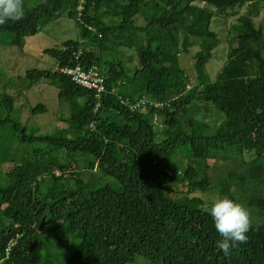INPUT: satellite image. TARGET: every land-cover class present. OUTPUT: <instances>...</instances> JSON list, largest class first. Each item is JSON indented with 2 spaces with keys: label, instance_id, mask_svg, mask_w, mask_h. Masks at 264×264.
<instances>
[{
  "label": "trees",
  "instance_id": "16d2710c",
  "mask_svg": "<svg viewBox=\"0 0 264 264\" xmlns=\"http://www.w3.org/2000/svg\"><path fill=\"white\" fill-rule=\"evenodd\" d=\"M23 6L21 20L0 24V41L22 47L64 14L80 38L45 49L52 68L22 78L83 104L65 129L34 135L9 116L23 90L0 84V264H264V0ZM216 15L233 18L224 39L211 29ZM221 42L226 64L215 80L204 79ZM195 45L193 82L178 59ZM128 46L126 67L116 49ZM77 64L98 69L100 98L62 73ZM141 99L163 106L132 111L125 103ZM212 112L215 127L204 119ZM216 194L251 214L247 241L227 255L204 210Z\"/></svg>",
  "mask_w": 264,
  "mask_h": 264
},
{
  "label": "rangeland",
  "instance_id": "374dc122",
  "mask_svg": "<svg viewBox=\"0 0 264 264\" xmlns=\"http://www.w3.org/2000/svg\"><path fill=\"white\" fill-rule=\"evenodd\" d=\"M198 6H204L202 3H196ZM245 8L238 11L242 13ZM259 20L264 24V9L260 11ZM233 19V18H232ZM232 19L216 15L212 21L211 29L215 31L222 39L225 38L226 28ZM80 38V31L75 22L69 19L65 14L60 19L45 25L39 33L25 38L22 47L11 46L5 41H0V84L5 90L22 89V93L15 95L16 103L9 116L14 122H19L27 129L28 133L34 135H53L62 129L68 127L67 119L77 114L81 110L83 99L62 102L58 98V89L49 83H40L39 85L28 87L29 83L22 78L28 69H50L52 60L44 53L45 49L57 47L64 41ZM200 50L199 45L189 49V53L182 54L179 57V65L186 71L194 82L197 78V72L194 68L195 54ZM118 57L129 67L128 59L132 47L117 48ZM228 46L221 42L213 52L212 59L205 65L201 75L204 79L215 80L227 61ZM130 86H125L123 91H128ZM4 90V89H3ZM129 105L131 102L126 100ZM42 104L46 111L33 112V108ZM4 114V113H3ZM2 114V115H3ZM204 119L212 127L218 126V118L214 112L206 114ZM161 120H159V123ZM12 125V124H11ZM2 139V138H1ZM18 146V145H17ZM16 146V147H17ZM3 170L0 166V173ZM190 196H201L199 193ZM182 196L180 198H183ZM218 195L209 197L214 200ZM52 243V242H51ZM148 264V262H145Z\"/></svg>",
  "mask_w": 264,
  "mask_h": 264
},
{
  "label": "clouds",
  "instance_id": "9594fccd",
  "mask_svg": "<svg viewBox=\"0 0 264 264\" xmlns=\"http://www.w3.org/2000/svg\"><path fill=\"white\" fill-rule=\"evenodd\" d=\"M23 16V0H0V24L19 21ZM204 210L211 216L220 236L216 247L224 254L227 255L231 249L247 241L251 214L243 202L224 195L206 204Z\"/></svg>",
  "mask_w": 264,
  "mask_h": 264
},
{
  "label": "built area",
  "instance_id": "2783aa9c",
  "mask_svg": "<svg viewBox=\"0 0 264 264\" xmlns=\"http://www.w3.org/2000/svg\"><path fill=\"white\" fill-rule=\"evenodd\" d=\"M62 73L70 77L71 81L76 85L95 91L97 98H100L103 93H106L105 80L95 67L85 70L80 64H77L74 67H66L62 69ZM146 105L154 106L156 108H161L163 106L161 103H153L145 99H141L137 103L129 104L132 111L138 110ZM98 107L99 102L95 111L98 109Z\"/></svg>",
  "mask_w": 264,
  "mask_h": 264
}]
</instances>
